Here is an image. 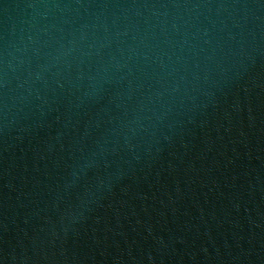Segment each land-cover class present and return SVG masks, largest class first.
Returning a JSON list of instances; mask_svg holds the SVG:
<instances>
[{
    "label": "water",
    "instance_id": "water-1",
    "mask_svg": "<svg viewBox=\"0 0 264 264\" xmlns=\"http://www.w3.org/2000/svg\"><path fill=\"white\" fill-rule=\"evenodd\" d=\"M0 264H264V0H0Z\"/></svg>",
    "mask_w": 264,
    "mask_h": 264
}]
</instances>
